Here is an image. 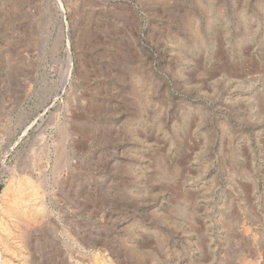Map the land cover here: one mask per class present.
I'll return each mask as SVG.
<instances>
[{
    "label": "rangeland",
    "instance_id": "374dc122",
    "mask_svg": "<svg viewBox=\"0 0 264 264\" xmlns=\"http://www.w3.org/2000/svg\"><path fill=\"white\" fill-rule=\"evenodd\" d=\"M0 162L5 264H264V0H0Z\"/></svg>",
    "mask_w": 264,
    "mask_h": 264
},
{
    "label": "bare ground",
    "instance_id": "6f19581e",
    "mask_svg": "<svg viewBox=\"0 0 264 264\" xmlns=\"http://www.w3.org/2000/svg\"><path fill=\"white\" fill-rule=\"evenodd\" d=\"M47 4L50 6L52 0H47ZM70 68L71 61L69 59V71ZM6 181H8L6 183L7 188L5 187L6 189H4L6 199L0 205V253L3 257H16L17 254L13 250L12 245H18L19 240L22 239L19 237L20 239L18 240L19 235L23 236L24 230L22 228H32L43 218L45 212L43 205L44 192L40 184L32 180L24 170L11 172V175ZM8 262L10 264H16L9 261V259ZM0 263L5 264V259Z\"/></svg>",
    "mask_w": 264,
    "mask_h": 264
}]
</instances>
